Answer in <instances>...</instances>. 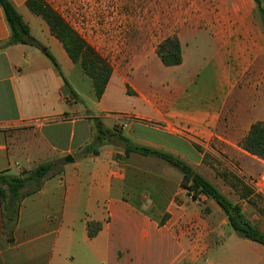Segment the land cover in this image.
I'll use <instances>...</instances> for the list:
<instances>
[{"label": "crops", "instance_id": "crops-1", "mask_svg": "<svg viewBox=\"0 0 264 264\" xmlns=\"http://www.w3.org/2000/svg\"><path fill=\"white\" fill-rule=\"evenodd\" d=\"M9 1L43 48L7 46L0 5V174L55 167L21 200L11 236L0 202V264H264V245L240 236L213 199L192 200L178 168L127 156L113 141L86 151L98 140V120L174 155L264 235V158L243 148L264 121V22L255 0L151 3L132 35L120 32L127 50L118 66L110 63L101 99L29 0ZM43 1L59 11L65 0ZM169 38L180 43V65L165 66L157 53ZM88 222L102 225L93 238Z\"/></svg>", "mask_w": 264, "mask_h": 264}, {"label": "trees", "instance_id": "trees-1", "mask_svg": "<svg viewBox=\"0 0 264 264\" xmlns=\"http://www.w3.org/2000/svg\"><path fill=\"white\" fill-rule=\"evenodd\" d=\"M255 2L264 22L262 1L255 0ZM0 5L11 31L10 39L6 42V45L23 44L42 49V45L31 36L29 25L23 20L15 6L9 0H0ZM27 6L34 14L44 18L50 27L52 35L62 42L71 60L76 64H80L84 72L92 79L96 96L101 99L113 73L111 65L89 47L46 2L43 0H29ZM157 53L167 67L177 66L182 62V49L176 38H169L162 42L158 46ZM46 55L52 60L60 76L63 77L56 59L48 51ZM96 121L99 129L98 140L96 145L86 149L87 152L93 150L97 153V147L113 141L124 146L127 156L131 153L153 156L173 165L182 172V187L187 190L192 200H201L202 197L213 199L227 214L231 227L240 236L264 245V235L245 219L241 208L238 205H234L188 163L169 153L136 145L127 138L106 130L98 120ZM243 148L251 155L264 158V121L257 122L252 126L249 135L243 142ZM54 167L55 163L50 162L41 164L31 171H24L16 176L0 174V202L2 205L3 225L10 236L18 220L21 200L26 195L41 189L44 180L54 170ZM27 187H30V189L26 190ZM101 227V223L88 222L89 237H95Z\"/></svg>", "mask_w": 264, "mask_h": 264}, {"label": "rangeland", "instance_id": "rangeland-1", "mask_svg": "<svg viewBox=\"0 0 264 264\" xmlns=\"http://www.w3.org/2000/svg\"><path fill=\"white\" fill-rule=\"evenodd\" d=\"M153 2L156 0H65L59 11L51 8L63 15L64 21L103 60L116 67L127 50L120 32L127 30V35H132L135 26L145 22L140 17L150 12ZM102 13L107 14V22L101 21ZM218 167L221 175L228 174V169Z\"/></svg>", "mask_w": 264, "mask_h": 264}, {"label": "built area", "instance_id": "built-area-1", "mask_svg": "<svg viewBox=\"0 0 264 264\" xmlns=\"http://www.w3.org/2000/svg\"><path fill=\"white\" fill-rule=\"evenodd\" d=\"M36 123V122H35ZM34 122H30V123H27V126H31V125H33V124H35ZM39 122H37V124H38ZM262 179L264 180V175H263V177H262ZM255 186H258L257 185V183H253Z\"/></svg>", "mask_w": 264, "mask_h": 264}, {"label": "water", "instance_id": "water-1", "mask_svg": "<svg viewBox=\"0 0 264 264\" xmlns=\"http://www.w3.org/2000/svg\"><path fill=\"white\" fill-rule=\"evenodd\" d=\"M69 161H73V159L71 157L68 158Z\"/></svg>", "mask_w": 264, "mask_h": 264}]
</instances>
